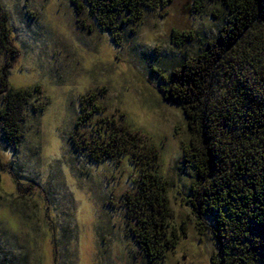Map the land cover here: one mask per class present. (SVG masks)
Here are the masks:
<instances>
[{
    "label": "rangeland",
    "instance_id": "1",
    "mask_svg": "<svg viewBox=\"0 0 264 264\" xmlns=\"http://www.w3.org/2000/svg\"><path fill=\"white\" fill-rule=\"evenodd\" d=\"M194 6L171 0L111 34L69 0H0V100L8 88L3 82L37 89L20 141L0 140L3 264H210L217 244L187 202L194 180L184 150L192 137L181 108L162 92L171 73L226 24L219 6ZM172 30L180 44L172 42ZM215 74L211 92L223 80L224 73ZM93 104L100 113L88 116ZM109 124L122 143V126L134 134L127 150L143 152L146 163L154 150L173 225L185 226L186 235L162 258L148 259L127 211L139 182L138 158L123 153L97 163L88 157L93 144L108 139L98 132Z\"/></svg>",
    "mask_w": 264,
    "mask_h": 264
},
{
    "label": "trees",
    "instance_id": "2",
    "mask_svg": "<svg viewBox=\"0 0 264 264\" xmlns=\"http://www.w3.org/2000/svg\"><path fill=\"white\" fill-rule=\"evenodd\" d=\"M69 1L76 11L87 8L97 26L111 34L138 22L145 10L162 9L171 2ZM205 2L219 6L226 24L171 73V83L162 92L165 99L179 105L192 137L184 150L185 166L194 180L187 202L217 244L210 264H264V0H193V5L201 8ZM179 36L172 30L176 45ZM5 37L3 26L2 40ZM219 70L223 80L211 92V81ZM3 87L8 88L0 100V140L16 145L22 138L28 101L37 89H14L6 82ZM92 113H100L95 104L87 115ZM87 115L80 117L75 129ZM108 127L98 132L108 139L93 144L88 157L97 163L123 153L138 158L139 182H135L136 196L128 198L127 211L136 224L133 235L148 259L162 258L186 233L183 224L173 225L168 185L154 150L146 163L143 152L127 150L129 140L134 139L127 127L122 126L123 143ZM70 139L76 150L81 149L73 136ZM0 259L3 264L6 256Z\"/></svg>",
    "mask_w": 264,
    "mask_h": 264
}]
</instances>
